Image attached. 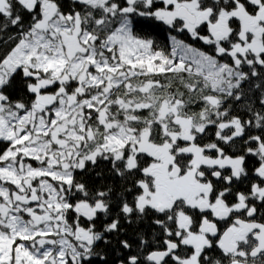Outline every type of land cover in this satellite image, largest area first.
I'll use <instances>...</instances> for the list:
<instances>
[{"label": "snow or ice", "instance_id": "snow-or-ice-1", "mask_svg": "<svg viewBox=\"0 0 264 264\" xmlns=\"http://www.w3.org/2000/svg\"><path fill=\"white\" fill-rule=\"evenodd\" d=\"M155 2L72 0L80 10L64 11L62 0H0L7 21L0 27L19 28L0 57V264H86L95 255L103 234L94 221L109 214V192L90 193L74 173L98 159L111 160L121 177L142 173L134 203L120 206L125 217L164 216L154 220L163 247L147 254L148 264H221L206 254L214 241L229 264L264 257V222L256 219L264 206V91L256 110L243 87L264 70V0ZM22 12L31 17L26 28ZM137 16L187 31L212 50L176 36L170 52L156 48L135 34ZM18 72L34 94L29 104L5 94ZM242 102L248 119L231 114ZM209 128L215 141L199 143ZM237 141L243 155L221 146ZM247 156L258 160V182L234 193L233 181L248 177ZM209 175L226 186L218 189ZM119 223L104 231H118ZM126 264H141L140 257Z\"/></svg>", "mask_w": 264, "mask_h": 264}, {"label": "trees", "instance_id": "trees-1", "mask_svg": "<svg viewBox=\"0 0 264 264\" xmlns=\"http://www.w3.org/2000/svg\"><path fill=\"white\" fill-rule=\"evenodd\" d=\"M121 2H123V0H121ZM207 2L211 3V0H207ZM163 6L164 5L160 2V0H156L154 4L155 8H160ZM73 7H76L77 10H80L79 6L72 4V0H62V8L64 11H71ZM16 9L19 10V5H16ZM6 22V19L0 16V25H3ZM22 22L25 28L31 23V17L28 13L22 12ZM133 27L136 35L142 38L152 39L154 42V47L163 49L165 52L171 51V36H176L185 43L200 48L206 52H211L212 50L210 46L204 45L202 41L193 39L187 31L183 33L178 32L170 28L168 25H165L163 22L157 21L151 17H135ZM18 32V27L9 26L7 29L0 27V57L6 55L7 52L10 51V49L14 46L16 40L10 38L17 37ZM245 71H247V68H245ZM258 71H261L262 75L259 78H253L251 82L246 83L243 85V87L246 94L245 101L254 102V108L256 110H261V105L259 104L258 98L261 95V92L264 91V70L258 69ZM27 83L28 81L25 80L22 73L18 72L11 80L10 85L4 89L5 94H7L13 101L18 100L24 102L25 104H29L34 99V94L29 93L27 89ZM256 83H261L262 88H254L253 85ZM174 87H178V85H174ZM250 88L251 91H249ZM180 90L183 91L184 89L181 88ZM49 91L51 92L52 90L50 89ZM229 103L232 102L229 101ZM225 106H227V104ZM200 107L201 105L199 103L194 104L192 105V110L199 111ZM231 114L239 115L242 119L249 118V113L243 107V102L240 105L233 103ZM142 115H147V113H142ZM251 130L254 129H250L248 131L249 135L261 134L260 130L258 129H255L257 132ZM214 132V128H209L208 135L200 138L198 142L208 143L215 141ZM242 145V141H237L233 146L225 147L229 153H231L232 150V152L243 155L244 152ZM249 146L253 147V145ZM3 147H5V145L0 144V149ZM148 159L149 158L145 157L141 161V167L146 166ZM254 159V156H247L246 165H249V163H251V161ZM117 167L123 168V165L118 163ZM142 178V173L138 171L134 173H126L123 177H121L117 175L113 169L111 160L103 159H98L95 165L89 163L86 165L84 170H77L74 173L75 182L84 184L90 193H94L97 190L109 192V196L107 197L110 203L109 214L107 216H105L103 213L98 214L97 218L95 219V230L97 232H105L104 225H106L108 222H111L113 219H119V226H121L118 231H115V233L109 237L111 238L109 244L105 243L104 239L98 241L97 245L93 249L95 255L89 258V261L86 262V264H117L120 253L126 252V249L122 246L121 241L126 240L128 243H132L133 238H136L139 233L146 230L145 226H140V223L138 222L134 223L135 225H128V223H125L126 217L120 211V206L125 200L129 204L134 203V197L140 191V189L136 187L135 182L136 180ZM79 198L80 194L77 193L73 199L75 200ZM73 217L74 214L70 213V223L72 222ZM82 223L87 226L86 221H82ZM130 252L131 251H127L126 253L130 254Z\"/></svg>", "mask_w": 264, "mask_h": 264}, {"label": "flooded vegetation", "instance_id": "flooded-vegetation-1", "mask_svg": "<svg viewBox=\"0 0 264 264\" xmlns=\"http://www.w3.org/2000/svg\"><path fill=\"white\" fill-rule=\"evenodd\" d=\"M245 167L248 170V177L242 178L240 181H236V180L233 181L232 189L234 193L237 191L247 192L251 183L258 182L257 178L254 175V168L258 167L257 158L255 157V159ZM224 174L225 175L229 174V170H226ZM208 178L213 179L210 175ZM213 183L216 185L218 189L226 186L224 185L223 181H216L215 179H213ZM229 201L234 202V196H230ZM258 207L260 208V213L256 216V219L259 222H264V206L258 205ZM190 214H193L194 216L198 215V213L196 212H190ZM156 219H164V216L163 214L156 213L153 210H147L143 216H141L139 213H134L132 216L128 218L126 217L125 223H128V225L129 224L135 225L134 223L138 222L140 223L139 224L140 226H145L146 230L144 232L139 233L136 238L132 239V243H129L131 245V248L126 249V252L131 251L130 254L126 252L120 253V255L118 256L117 264H121L122 261H124L126 264L127 257L132 255H138L140 257L141 264H148V262L145 260L147 254L152 250L163 247V240L165 239V235L163 230L160 228V226L154 223V220ZM94 223L96 222L94 221ZM109 223L111 222H108L107 224ZM120 227L121 226H119V228ZM218 227L220 228L221 231H223V229L227 227V224L221 221L219 222ZM113 233L115 232H103L102 239H104V241H107V244H109L111 241V238L109 237H111ZM141 240H144L147 243L142 245ZM97 243L98 242H96L94 247L97 245ZM206 254L211 258L220 259L221 264H229L228 258L225 257L217 247H215V241L213 248L211 250H208ZM257 264H264V257L258 259Z\"/></svg>", "mask_w": 264, "mask_h": 264}, {"label": "rangeland", "instance_id": "rangeland-1", "mask_svg": "<svg viewBox=\"0 0 264 264\" xmlns=\"http://www.w3.org/2000/svg\"><path fill=\"white\" fill-rule=\"evenodd\" d=\"M52 91L54 90L53 88H50ZM50 89H48V91L50 90ZM50 92V91H49ZM251 131H254V132H257L255 129L254 130H251ZM222 146V145H221ZM223 147H225V146H223ZM253 147H254V145H253ZM225 151L228 153V154H230V155H239V154H237L236 152H232V150H231V153H229L228 152V150L226 149V147H225ZM214 154V153H213ZM241 155V154H240ZM34 166H36L35 165V163H34ZM245 166H246V162H245ZM95 225H96V223H95Z\"/></svg>", "mask_w": 264, "mask_h": 264}]
</instances>
